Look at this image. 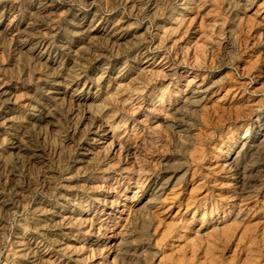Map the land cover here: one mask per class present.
I'll use <instances>...</instances> for the list:
<instances>
[{
    "label": "bare ground",
    "instance_id": "bare-ground-1",
    "mask_svg": "<svg viewBox=\"0 0 264 264\" xmlns=\"http://www.w3.org/2000/svg\"><path fill=\"white\" fill-rule=\"evenodd\" d=\"M172 1L103 0L112 15L84 13L59 40L41 27L57 17L54 0H40L20 26L14 11L0 15V37L16 44L14 66L28 80L26 90L0 81V264H218L211 250L222 242L243 253L248 211L264 207V104L256 96L264 95V39L248 92L244 77L205 73L216 48L232 59L231 30L209 17L215 0H174L171 10ZM114 2L135 15L146 6L160 20L152 51L148 28L116 14ZM221 2L255 20L264 38V0ZM213 102L225 112L218 123L234 126L204 170L233 217L193 227L164 260L139 238L180 181L148 166L166 136L183 140L194 161L202 139L191 131ZM27 111L33 121L23 119Z\"/></svg>",
    "mask_w": 264,
    "mask_h": 264
},
{
    "label": "rangeland",
    "instance_id": "rangeland-1",
    "mask_svg": "<svg viewBox=\"0 0 264 264\" xmlns=\"http://www.w3.org/2000/svg\"><path fill=\"white\" fill-rule=\"evenodd\" d=\"M39 1L3 0L0 5V15L8 9L14 11L17 25L20 26L26 18L35 12ZM54 5L55 13H57L54 23L48 24L43 19L41 23L43 26L41 27L50 35L56 32V40L67 36L68 31L71 30L70 23L74 18L81 17L84 13L98 11L106 17L112 15L111 9L104 5L103 0H54ZM114 5L116 14L122 13L130 23L142 24L143 27L148 28L151 38L146 47L152 51L154 29L160 20L151 17L146 6L142 13L135 15L125 10L119 3L114 2ZM175 5L173 0L170 2L169 8L172 10ZM209 17L222 20L225 27L231 30L228 36H232V38L226 37L225 40L228 49L231 51L232 59L227 61L224 58V51L220 47L216 48L206 60L208 66L205 68V73L218 76L221 72H229L233 78L241 79L244 77L247 91L250 92L254 83L252 76L255 74L253 71L261 66L263 61L261 45L264 38L260 32V26L255 20L245 18L240 12L235 15L230 14L224 9L221 0L213 2ZM240 21L244 23L243 26L240 25ZM49 37L47 36L48 42ZM18 57L20 54L14 41L0 37V81H8L10 86L23 87L26 90L28 80L24 81L21 77L22 73L14 66ZM176 64L178 63L176 62ZM254 65L256 66L251 69ZM218 66L220 67L218 68ZM256 96L263 98L264 104V95L257 93ZM34 99L36 100V98ZM32 102L33 105H36L34 100ZM5 109L6 104L0 99V115ZM224 113L223 108L218 107L213 102L207 104L196 119L194 130L191 132L202 140L196 146L194 161L189 160L188 156L185 155V142L175 137L161 138L162 147L154 151V158L148 166L149 174L152 173V175L157 176L167 170L174 173L175 180L179 179L180 181L175 183L172 190L170 187L164 192V204L162 206L166 210L161 211L164 214L155 211L149 215L147 217L150 226L149 232L142 233L139 238L140 241L147 243L145 248L149 250L156 245L157 253L164 260L166 257H171L173 251L179 249L180 240H182L180 236L189 234L193 227L201 224L211 226L215 221L228 224L233 217L234 209L228 207L227 200H221L218 196L220 192L219 182L216 181V178L208 176L204 170L208 164L207 155L220 147L228 128L234 126L232 121H227L224 124L218 123L219 116ZM24 114L23 119L32 120L28 111ZM38 117L39 115H36L35 119ZM179 163L181 164L178 166ZM172 164L173 166H171ZM145 178L146 176L143 177V179ZM195 210L197 211L195 220H192ZM204 211H206L205 215ZM248 213L243 222L245 237L239 243H242L240 249L243 250V253L240 255L237 251L239 246H234L230 242L217 243V246L211 251L217 256L218 264H264V207L260 205L251 208ZM244 252H247L246 257H244ZM182 264H201V260L183 258Z\"/></svg>",
    "mask_w": 264,
    "mask_h": 264
}]
</instances>
